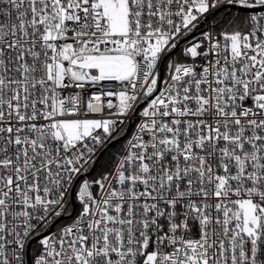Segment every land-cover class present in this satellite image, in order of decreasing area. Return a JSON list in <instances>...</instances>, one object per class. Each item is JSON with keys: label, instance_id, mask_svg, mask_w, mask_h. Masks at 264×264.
<instances>
[{"label": "snow or ice", "instance_id": "snow-or-ice-1", "mask_svg": "<svg viewBox=\"0 0 264 264\" xmlns=\"http://www.w3.org/2000/svg\"><path fill=\"white\" fill-rule=\"evenodd\" d=\"M103 82L120 87L77 91ZM141 103L32 264H264V0H0V264H27Z\"/></svg>", "mask_w": 264, "mask_h": 264}, {"label": "built area", "instance_id": "built-area-1", "mask_svg": "<svg viewBox=\"0 0 264 264\" xmlns=\"http://www.w3.org/2000/svg\"><path fill=\"white\" fill-rule=\"evenodd\" d=\"M231 10V9H230ZM215 14V13H214ZM213 14V15H214ZM213 15L208 16L206 20L202 21L200 25L197 27V29L191 33L190 35L183 37L180 39L178 46L176 49L172 50L169 55L163 57V59L160 61V63L157 66V71L160 73L161 79H165L168 74V63L169 62H191V59L188 57H185L183 55V49L188 46L191 42H194L195 40L201 39V33L209 30L213 31H219V29L215 26V23L213 22ZM199 62V60L197 61ZM120 85L118 82H103V84L92 87V86H86L83 90H77L81 92L82 97H84L85 100L95 91H97L98 88H104V89H119ZM113 103H118V99L113 97ZM246 103H251V101H247ZM145 106L144 103L138 104L136 111L131 113L128 118L125 119L124 124L119 125V128L123 129V132H121L117 139L112 140L110 143H108L104 148H101L98 150V152L93 157V162L88 167V170L81 175L76 183L73 185L70 194L67 196L68 203L66 205L67 211L62 214L59 218H56L53 222L51 227L48 228L47 231H41L39 235H35L28 243L26 247V261L27 264H32L33 258L39 253L40 251V243L39 238H43L44 235H47L49 232L56 231L60 229L64 225H68L73 222V220L78 216L80 210H81V204L78 200V186L79 184L84 180L87 179L89 181L95 180V177H92V171L95 170V167L99 161V158L102 156V154L106 151L108 147L113 145L115 142L121 140L124 138V144L126 143L127 139L130 138V136L135 132L136 127L138 126L140 116L139 112L142 111L143 107ZM111 111L108 109H105V112L103 114H89L86 111L82 112L81 118H102L103 116L107 115V113ZM94 194L98 191L97 187H93ZM32 250V254L30 252ZM30 261V262H29Z\"/></svg>", "mask_w": 264, "mask_h": 264}, {"label": "rangeland", "instance_id": "rangeland-1", "mask_svg": "<svg viewBox=\"0 0 264 264\" xmlns=\"http://www.w3.org/2000/svg\"><path fill=\"white\" fill-rule=\"evenodd\" d=\"M230 11L233 12V13H235L236 10L235 9H231ZM225 15H226V13L223 10H221L219 12H216L213 15V22H215L216 20L220 19L221 16H225ZM123 145H124V138L121 139V140H119V141H117V142H115L110 147H108L105 152H107V154L109 152H111L113 154L114 158L116 159V157L121 153L122 148H123ZM105 152H104V154H105ZM108 171L109 170H107L106 167H102V164L97 165L96 168H95V170L92 171V177H95V179H99L102 175H104ZM41 239L42 238H39V241Z\"/></svg>", "mask_w": 264, "mask_h": 264}, {"label": "trees", "instance_id": "trees-1", "mask_svg": "<svg viewBox=\"0 0 264 264\" xmlns=\"http://www.w3.org/2000/svg\"><path fill=\"white\" fill-rule=\"evenodd\" d=\"M103 154L99 158V161H98L99 164L97 163V165L102 164V167H106L107 170H110L114 166L115 158L111 152H109L108 154H107V152H105V154L104 155ZM30 252L32 254V250H30Z\"/></svg>", "mask_w": 264, "mask_h": 264}, {"label": "water", "instance_id": "water-1", "mask_svg": "<svg viewBox=\"0 0 264 264\" xmlns=\"http://www.w3.org/2000/svg\"><path fill=\"white\" fill-rule=\"evenodd\" d=\"M30 262V261H29Z\"/></svg>", "mask_w": 264, "mask_h": 264}]
</instances>
